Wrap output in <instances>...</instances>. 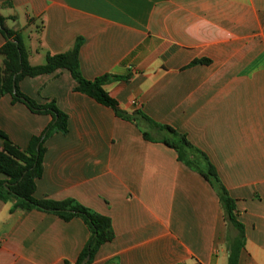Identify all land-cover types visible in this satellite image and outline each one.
I'll return each mask as SVG.
<instances>
[{
	"label": "crops",
	"instance_id": "crops-1",
	"mask_svg": "<svg viewBox=\"0 0 264 264\" xmlns=\"http://www.w3.org/2000/svg\"><path fill=\"white\" fill-rule=\"evenodd\" d=\"M0 14L21 31L31 65L82 38L85 78L127 76L107 83L109 94L207 156L244 226L237 264H264V0H0ZM199 59L211 62L191 65ZM76 85L65 68L19 81L38 103L55 100L69 122L45 141L35 197L75 199L111 218L113 240L86 264H229L217 190L157 140L160 131L145 139L142 120L117 116ZM52 121L0 97V130L23 149ZM16 203L0 198V264L78 263L90 237L82 218L11 210Z\"/></svg>",
	"mask_w": 264,
	"mask_h": 264
},
{
	"label": "trees",
	"instance_id": "trees-1",
	"mask_svg": "<svg viewBox=\"0 0 264 264\" xmlns=\"http://www.w3.org/2000/svg\"><path fill=\"white\" fill-rule=\"evenodd\" d=\"M5 22V17L0 14V31L6 38L5 44L0 48V54L5 57L4 64L0 67V97L7 93L11 94L14 102H23L33 112L50 114L53 118L51 124L40 135L34 136L25 149L14 144L0 130V137L4 140V145L0 149V173L7 176L6 179H0V198L7 200L9 197H15L17 199V203L11 210L16 208L39 209L55 213L64 220H70L74 217L82 218L89 227L90 237L78 258L77 264H82L86 259H88L87 263H90L101 245L113 240L115 236L109 216L93 211L75 199L53 200L35 197L36 182L43 173L45 141L55 131L66 133L69 130V122L67 113L57 106L55 100H49L43 104L38 103L21 91L19 81L26 76L33 77L53 73L58 69L65 68L71 72L75 79L77 91L111 107L117 116L137 126L141 125L140 121L142 120L150 128L149 131H142L147 140H156L152 136L153 131H160L163 135L157 140L174 148L178 153L179 160L198 171L217 190L223 207L224 218L230 230L229 264H237L239 254L244 247V226L237 218L235 200L221 182L217 170L207 156L193 146L185 134L174 127L158 123L140 111L122 110L118 101L109 94L105 86L112 80L125 79L127 76L104 74L93 80L85 78L80 63L82 38H77L72 48L65 52L47 54L45 63L31 65L21 31L9 28ZM210 62V59H199L194 60L191 65Z\"/></svg>",
	"mask_w": 264,
	"mask_h": 264
},
{
	"label": "water",
	"instance_id": "water-1",
	"mask_svg": "<svg viewBox=\"0 0 264 264\" xmlns=\"http://www.w3.org/2000/svg\"><path fill=\"white\" fill-rule=\"evenodd\" d=\"M16 42V40H14ZM14 92H15V87H14ZM88 259L84 260L83 264H86Z\"/></svg>",
	"mask_w": 264,
	"mask_h": 264
}]
</instances>
